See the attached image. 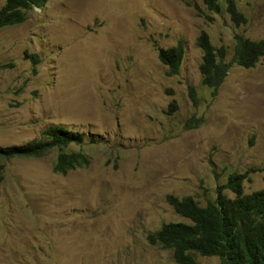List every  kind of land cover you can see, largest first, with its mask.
I'll return each instance as SVG.
<instances>
[{
  "label": "rangeland",
  "instance_id": "obj_1",
  "mask_svg": "<svg viewBox=\"0 0 264 264\" xmlns=\"http://www.w3.org/2000/svg\"><path fill=\"white\" fill-rule=\"evenodd\" d=\"M236 1L241 25L226 0L220 14L203 0H47L0 29V145L60 124L85 136L67 150L90 158L65 174L53 168L58 148L0 159V264H180L148 238L190 222L167 194L205 205L234 171H247L245 193L264 188V57L232 61L236 32L264 38V0ZM202 29L231 64L215 95L199 69ZM180 39L179 73L167 75L158 48Z\"/></svg>",
  "mask_w": 264,
  "mask_h": 264
},
{
  "label": "trees",
  "instance_id": "obj_2",
  "mask_svg": "<svg viewBox=\"0 0 264 264\" xmlns=\"http://www.w3.org/2000/svg\"><path fill=\"white\" fill-rule=\"evenodd\" d=\"M46 1L5 0L0 8V29L23 22L30 10L41 7ZM203 1L208 9L222 13L219 0ZM226 3V9L237 25L247 21L236 0H226ZM234 37L232 61L246 68L254 67L264 57V38L251 39L240 32H236ZM197 44L203 50L199 66L203 85L215 95L231 66L225 59L227 47L215 45L205 29L200 31ZM185 52L182 39L176 45L158 48L159 59L167 66V75L179 73ZM25 56L32 60L34 66L39 61L37 53L25 50ZM8 66V63H1L0 69ZM176 107V101H172L169 111ZM84 141L85 136L80 131L60 124L49 125L42 131L40 139L11 146L0 145V159L41 157L58 148L53 168L55 172L65 174L70 169L89 163L86 152L67 150L70 144H82ZM4 167L0 162V182L4 177ZM247 177V171L231 172L226 183L217 185V196L209 199L205 205L191 195L178 197L167 194V200L176 212L190 222H166L148 234L150 242L171 249L175 261L180 264H196L197 254L218 256L221 259L219 264H264V188L245 193L243 189ZM226 188L234 193L233 197L226 194Z\"/></svg>",
  "mask_w": 264,
  "mask_h": 264
}]
</instances>
